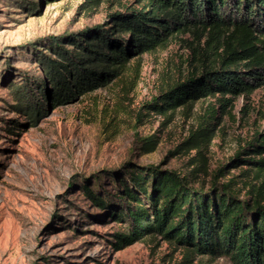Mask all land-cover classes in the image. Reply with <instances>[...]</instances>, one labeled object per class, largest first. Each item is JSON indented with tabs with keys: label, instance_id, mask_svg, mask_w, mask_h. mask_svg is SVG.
<instances>
[{
	"label": "rangeland",
	"instance_id": "374dc122",
	"mask_svg": "<svg viewBox=\"0 0 264 264\" xmlns=\"http://www.w3.org/2000/svg\"><path fill=\"white\" fill-rule=\"evenodd\" d=\"M126 7L140 9L142 3L0 0V264H180L185 248L159 235L117 243L119 233L130 234L131 222L113 213L115 201L106 209L95 206L82 186L116 192L130 163L188 172L199 153L181 143L202 123L214 125L215 136L202 146L213 174L264 131V85L249 94H227L231 101L224 110L209 96L164 114L147 112L144 104L169 85L200 74L218 60L215 42L208 44L205 33L191 31L132 54L118 76L85 93L76 91L75 99L50 105L40 96L46 107L32 122L10 107L7 86L22 82L23 73H39L40 64L33 59L36 48L55 57L46 47L53 39L102 24L110 13ZM213 107L216 118L208 114ZM10 118L16 122L15 133L9 130ZM159 130L156 150L145 153L135 146L136 136ZM250 167L231 165L221 180ZM212 174L202 175L196 185L204 181L208 187ZM245 193L242 189L241 196ZM192 264L231 263L199 254Z\"/></svg>",
	"mask_w": 264,
	"mask_h": 264
},
{
	"label": "trees",
	"instance_id": "16d2710c",
	"mask_svg": "<svg viewBox=\"0 0 264 264\" xmlns=\"http://www.w3.org/2000/svg\"><path fill=\"white\" fill-rule=\"evenodd\" d=\"M140 2V9L114 11L102 24L53 39L46 47L55 57L36 48L33 59L40 64L39 73H23L22 82L7 86L10 107L28 115L32 122L46 102L55 105L53 100L75 99L76 91L85 93L118 76L132 54L150 51L188 31L205 33L208 44L215 42L220 50L218 60L204 66L200 74L169 85L158 98L144 104L147 112L164 114L209 96L216 97L224 110L231 101L227 94H249L264 85V0ZM208 114L216 118L217 109L211 108ZM7 123L15 133V120ZM158 133L160 130L136 136L135 146L145 153L156 150ZM214 136V125L202 123L181 143L186 150L197 149L199 153L191 159L186 173L130 163L116 192L103 188L99 193L91 186H82L95 206L106 209L115 201L118 208L113 213L131 222L130 234L119 233L117 243L152 234L185 248L180 264H192L199 254L225 257L231 264H264V131L258 133V141L248 143L212 174L202 146ZM246 163L252 167L221 180L230 173L231 165ZM210 174L213 178L208 187L204 181L196 185L202 175ZM96 181L101 178L96 177Z\"/></svg>",
	"mask_w": 264,
	"mask_h": 264
}]
</instances>
